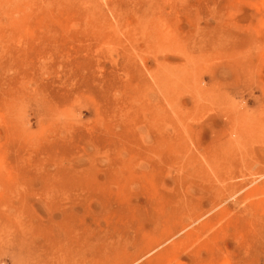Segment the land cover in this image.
<instances>
[{
    "label": "rangeland",
    "instance_id": "obj_1",
    "mask_svg": "<svg viewBox=\"0 0 264 264\" xmlns=\"http://www.w3.org/2000/svg\"><path fill=\"white\" fill-rule=\"evenodd\" d=\"M0 264H264V0H0Z\"/></svg>",
    "mask_w": 264,
    "mask_h": 264
}]
</instances>
